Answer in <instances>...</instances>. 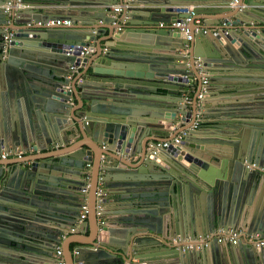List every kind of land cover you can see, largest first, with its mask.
<instances>
[{
	"label": "water",
	"instance_id": "95a60500",
	"mask_svg": "<svg viewBox=\"0 0 264 264\" xmlns=\"http://www.w3.org/2000/svg\"><path fill=\"white\" fill-rule=\"evenodd\" d=\"M6 1L0 149L59 150L0 162V264H55L58 247L66 264H264V243H172L226 226L264 239V172L246 166H264V0H120L118 13V0H12L8 13ZM190 6V40L158 27ZM47 19L71 25H36ZM101 32L108 38L97 52L90 41ZM71 65L81 70L66 78ZM202 73L229 96L217 101L215 120L202 112L193 127L196 107L183 95L191 83L199 92ZM182 131L179 144L152 153ZM99 184L104 203L117 206L101 212V225ZM73 228H86V238Z\"/></svg>",
	"mask_w": 264,
	"mask_h": 264
},
{
	"label": "built area",
	"instance_id": "2783aa9c",
	"mask_svg": "<svg viewBox=\"0 0 264 264\" xmlns=\"http://www.w3.org/2000/svg\"><path fill=\"white\" fill-rule=\"evenodd\" d=\"M19 1L20 0H16L17 5H19L18 4ZM237 2H238V0H232L230 2V4L234 5ZM12 6H13L12 0H7L3 6L4 11L7 13L10 12V9ZM190 9H191V6L189 7V12H188L189 14L187 17H184V18H181V19L175 20V21H170V22H159L158 27L178 30L179 32H181L185 36L186 40H190L191 32H190L189 27L191 25L190 23L192 22V20L194 18L193 13L190 12ZM111 11L114 13L120 12L121 11V5L120 4L113 5L111 8ZM194 22L199 23L200 20L195 19ZM36 25L37 26H69V25H71V21L68 19H47L45 22L43 20H38L36 22ZM4 39L7 40V36H5ZM71 50H72V47L67 49V52H70ZM88 51H89V47L84 46L80 53L84 54ZM196 62H197L196 66H197V68H199V71H200L201 67H203L202 62L199 59H197ZM77 69L78 68L76 65H71L69 67L66 78H72L73 75L77 72ZM207 82H208L207 77H205V75H202L201 83H202L203 87H201L202 91L200 90V92L198 93L199 99L202 98L203 92L206 89L205 84ZM183 103L186 105H189L191 103L190 97L186 96ZM199 105H201V104L199 102H197V107H198V108L196 107L197 120H195L193 122V127H196L198 125V118H200V115L202 112V109L200 108ZM185 134H186V131H182L178 135H176L172 140H165V141L155 143V145L151 146L152 153H155L160 148H166L170 144H173V145L179 144L183 138V135H185ZM102 147L103 148L105 147L104 143L102 144ZM24 154H25V152L20 148L0 149V159L1 160H6L12 156L21 158L22 156H24ZM86 166L90 167L91 165H90V163H87ZM246 166L251 170H258L260 172H264V166L260 165L258 163L250 162V163H246ZM84 178L86 180V183L81 188V192L83 194H86L88 192V187H89L88 181L90 178V174L89 173L86 174L84 176ZM95 195H96V203H95L96 216H97V221H98L99 225H101V224L105 223V220L101 215L102 214L101 212L104 209L103 197L105 195L104 190H103V186L101 184H99L97 186L96 191H95ZM87 213H88V207H87V204L84 200V202L81 204V211L79 214V220L78 221L84 220L87 217ZM100 230H102V227H99V231ZM65 236H66V234L63 235V237H65ZM242 238H244L247 242L254 243L255 247H257V248L262 246L264 243V239H260L258 233H245L241 228L229 227V226L217 228L213 232H208V233H205V234L200 235V236L175 237V238H172V243L182 245L183 249L192 250V249H200L203 246L208 245L213 239L219 243H230L231 245H236L237 242ZM74 253H77V250H75ZM55 256H56V263L55 264H66V261L62 257V251L59 247L55 251Z\"/></svg>",
	"mask_w": 264,
	"mask_h": 264
},
{
	"label": "crops",
	"instance_id": "0c3cea01",
	"mask_svg": "<svg viewBox=\"0 0 264 264\" xmlns=\"http://www.w3.org/2000/svg\"><path fill=\"white\" fill-rule=\"evenodd\" d=\"M116 4H121L120 3V0H118V2L116 3ZM115 5V4H114ZM137 5H139V4H137ZM208 19H207V21H209L210 22V25L209 26H212L213 24H212V22H214L215 21V19H214V17H216V15H208ZM133 20H136V19H133ZM99 24H103L102 22H98ZM96 25H98V24H96ZM78 31V30H77ZM96 33V32H95ZM183 35V34H182ZM97 39H94L93 41H90V45L91 46H95L96 47V50H97V52H99V50H100V46L102 47V50H104V48H105V44H104V40H106L108 37H107V35H104V33L103 32H101L97 37H96ZM105 43H108V41H105ZM95 55V54H94ZM93 55V56H94ZM78 70L80 71L81 69H79L78 68ZM77 70V71H78ZM199 73L201 74V72L199 71ZM77 74H78V72H76L74 75H73V78H75V77H77ZM202 75H205L204 73H202ZM201 81H202V78H201ZM219 84H221L220 83V81H217L216 83H215V85H209V84H205V91L203 92V95H202V98H198V93L200 92V90L202 91V89H201V87H203L202 86V83H201V87H200V90H199V92H198V89H199V84L197 83V84H195V85H193L192 83L188 86V88H187V92L183 95L184 96V99H185V97L186 96H188V97H190V99H191V103L189 104V106H193L194 105V107H197V102H199L200 103V100L201 99H204V100H206V101H209V102H211V103H206V104H202V103H200L201 105H199L200 106V108L201 109H203V114H207V115H202V112H201V115H200V117L202 118L203 116H204V118H205V120L207 119V120H215V118H213V116L217 113L216 112V109L218 108V106H217V101L218 100H222V99H224V97H227V96H229L227 93H225V92H221V90L219 89V88H217V86L219 85ZM194 98H196V99H194ZM196 101V105H195V101ZM228 100V99H227ZM193 104V105H192ZM198 108V107H197ZM178 135V134H177ZM167 140V139H166ZM165 141V140H164ZM64 148H62L61 149V151H63V150H65V149H67V148H65V146H63ZM20 149H23V148H20ZM24 150V149H23ZM57 150H59V147L58 146H49V147H47V149L43 152V153H40L39 151L38 152H35V151H33V150H29L27 153H25L24 155H25V157H22V158H17V157H10L9 158V160H1L0 159V162H12L11 163V166H13L14 164H15V162H17V160H22V159H26V158H29V157H33V156H37V155H44V154H50L49 152H51V151H57ZM35 153H37V154H35ZM165 156V155H164ZM123 158H125V160H127L128 162H130V160L129 159H127L128 157H124V156H122ZM261 198H262V196H261ZM261 204H262V200L260 199V201H256V204H255V207H254V211H257L258 213H260V211H261ZM117 206H116V202L114 201V198L111 200V201H108V202H106V203H104V209L103 210H105V211H108V210H110V209H115ZM87 218V217H86ZM86 218L84 219V220H86ZM84 220H82V221H84ZM82 221H78L79 223H81ZM106 221V220H105ZM73 232H75L74 234H76L77 235V237H79V239H81V240H83L84 238H86V234L88 233V231L86 230V228H85V230L82 232V231H78L77 230V228L76 229H73V231L72 232H69V233H73ZM69 233H66V235H68ZM242 239H244V238H242ZM245 240V239H244ZM222 244H224V243H222ZM230 244V243H229ZM71 249L73 250V252L75 251V248L76 247H79V246H81V244L80 243H78V242H76V241H74V242H72L71 244ZM231 246H234V245H231ZM159 249H156V248H154V249H152V251H155V252H157ZM35 261L37 262V263H39V264H44V261L43 260H40V259H35Z\"/></svg>",
	"mask_w": 264,
	"mask_h": 264
},
{
	"label": "bare ground",
	"instance_id": "6f19581e",
	"mask_svg": "<svg viewBox=\"0 0 264 264\" xmlns=\"http://www.w3.org/2000/svg\"><path fill=\"white\" fill-rule=\"evenodd\" d=\"M203 110V109H202Z\"/></svg>",
	"mask_w": 264,
	"mask_h": 264
}]
</instances>
